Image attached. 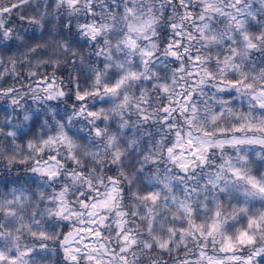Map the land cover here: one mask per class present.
<instances>
[{"label":"clouds","instance_id":"1","mask_svg":"<svg viewBox=\"0 0 264 264\" xmlns=\"http://www.w3.org/2000/svg\"><path fill=\"white\" fill-rule=\"evenodd\" d=\"M261 105L264 0H0V264H264Z\"/></svg>","mask_w":264,"mask_h":264},{"label":"snow or ice","instance_id":"2","mask_svg":"<svg viewBox=\"0 0 264 264\" xmlns=\"http://www.w3.org/2000/svg\"><path fill=\"white\" fill-rule=\"evenodd\" d=\"M261 107H264V105H261ZM237 131H239V129H237ZM240 142H242V141H239L238 139H236V138H233L231 141H230V143H233V144H235V143H240ZM184 165H182V167H183ZM234 174H236V175H239L238 173H234ZM249 183L251 184L252 183V181L251 180H249ZM253 187H258L257 185H253ZM259 190L261 191V192H264V187H261V188H259ZM251 223V222H250ZM88 231H91L90 229H88ZM66 251V254L68 253V249H66L65 250ZM72 251H76L75 249H73ZM73 262H75L76 261V256H70L69 257ZM3 260V257L2 256H0V261H2ZM250 261H251V258H249V261H248V264H250ZM209 264H222V262H220V261H209Z\"/></svg>","mask_w":264,"mask_h":264}]
</instances>
